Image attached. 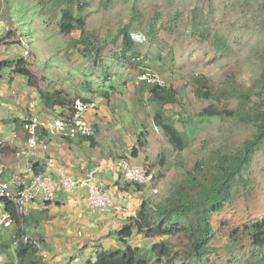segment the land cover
Segmentation results:
<instances>
[{"label":"rangeland","instance_id":"1","mask_svg":"<svg viewBox=\"0 0 264 264\" xmlns=\"http://www.w3.org/2000/svg\"><path fill=\"white\" fill-rule=\"evenodd\" d=\"M67 11L81 19V29L75 23L70 33L61 31ZM127 23L130 62L121 58L118 35ZM137 34L142 40H136ZM218 42L225 48L219 49ZM18 60L33 74L35 87L13 67L1 69L0 117L6 115L4 97L26 91L36 94L40 113H51L37 89L60 92L68 105L77 97L94 100L98 151H109L118 169L123 159L147 165L151 183L140 190L127 186H133L139 204H163L186 182L188 171L197 170L198 179L210 180L219 156L235 153L255 131L249 118L264 110V91L257 85L264 70V0H0V62ZM147 73L157 74L175 91L177 104L161 111L185 137L182 150L168 142L154 120L157 106L149 99L152 86L143 80ZM196 77L207 80L216 99L195 96ZM231 85L238 92L253 93L250 102L228 97ZM209 106L233 115L200 116ZM241 175L243 182L234 187L232 202L210 218L214 239L207 264H257L248 226L264 219V142ZM15 229L4 231L0 239V254L6 259L14 257ZM114 231L102 240L103 248H123ZM24 235L29 236L26 231ZM160 241L167 242L178 258L156 262L150 249ZM187 243L181 233L146 238L135 228L128 239L150 264H190ZM37 249L35 264H86L94 255V250H87L88 256L82 257L75 246Z\"/></svg>","mask_w":264,"mask_h":264},{"label":"trees","instance_id":"2","mask_svg":"<svg viewBox=\"0 0 264 264\" xmlns=\"http://www.w3.org/2000/svg\"><path fill=\"white\" fill-rule=\"evenodd\" d=\"M75 23L81 29L83 24L81 19L74 17L70 11H67L62 16L60 29L64 33H70L74 29ZM130 29L131 23H127L118 32L121 37V58L126 62H130L129 57L126 55L132 45ZM218 47L219 49L225 48L221 42H218ZM5 67H13L16 74L26 77L28 84L35 87L32 82L33 74L25 67L23 60H18L14 64L1 61L0 70ZM193 82L196 86L195 96L197 98L207 100L217 98L216 95L211 93L204 77H196ZM257 83L264 91V70L261 72ZM37 91L41 102L49 109L56 106L65 109L68 105L60 92L47 93L41 89H37ZM149 92V99L157 106L154 115L155 122L159 125L168 142L177 150H182L185 146V137L173 124L164 120L161 111V107L165 105L177 104L178 99L175 91L167 87L152 86ZM252 94L250 91L238 92L232 85L228 89V97L238 96L242 104L250 102ZM80 99L89 101L84 98ZM199 115L203 117H224L232 116L233 113L209 106L201 110ZM249 120L253 122L255 127L253 135L245 140L241 148L235 153L219 156L214 165V174H212L210 180L207 181L204 177L198 179L196 176L197 170L194 172L188 171L186 182L178 187L172 200L157 205H152L148 200H141L135 214L128 217L120 229L114 232L123 248L105 249L100 244L97 246L95 260H88L86 264H150L151 261L145 256V253L140 251V248L131 247L128 244V239L132 236L134 228L146 238L181 233L188 240L185 256L190 264H207L205 258L211 252L210 242L214 239L210 218L212 215L223 211L224 203L232 202L231 196L234 187L243 182L242 171L250 165L254 153L264 142V110L257 112ZM86 139L90 144H93L92 137ZM132 154L135 155V149ZM36 174L38 173L36 172ZM126 185L130 184L127 183ZM135 187L140 190L142 186L135 185ZM7 209L16 224L15 235L24 234L23 225L26 217L19 218L14 215L11 207H7ZM182 220H185V222H182ZM248 228L251 235L250 245H252L250 252L257 255V264L260 262L264 264V219L248 226ZM37 252V247L32 243L20 244L14 250V254L19 259V264L25 262L35 264L32 259ZM150 252L154 255L156 262L178 258V253L173 251L165 241L153 244ZM245 264L250 263L246 262Z\"/></svg>","mask_w":264,"mask_h":264},{"label":"crops","instance_id":"3","mask_svg":"<svg viewBox=\"0 0 264 264\" xmlns=\"http://www.w3.org/2000/svg\"><path fill=\"white\" fill-rule=\"evenodd\" d=\"M29 92L26 91L20 96L4 97L7 101L4 107L7 110L4 112L6 115L0 117V140L3 141L0 155V166L3 169L0 179L13 186L14 176L17 175L19 182L26 184L36 172L56 177L58 168L77 179L86 178L91 174L96 184L111 199L112 204L109 208L104 211L92 208L84 191L60 190L50 203L43 204L39 199L32 203L23 229L28 232V237L41 247L67 249L75 246L80 249L78 255L82 257L88 256L89 250H94L93 258L90 257V260L94 261L97 246L107 238L112 228H115V231L119 230L125 220L135 214L139 200L135 199L133 186H127L122 179L119 169L110 158L109 151L103 153L97 149L99 143L93 122H97L93 116L97 111L85 115L95 130L93 144L86 138L66 140L52 138L49 140L47 152L40 151L36 157L29 160L18 158L16 152L24 143V133L21 129L23 117L29 114L51 117L59 111L55 107L49 110L51 112L49 114L40 113L36 94ZM50 162L55 166L49 167Z\"/></svg>","mask_w":264,"mask_h":264},{"label":"built area","instance_id":"4","mask_svg":"<svg viewBox=\"0 0 264 264\" xmlns=\"http://www.w3.org/2000/svg\"><path fill=\"white\" fill-rule=\"evenodd\" d=\"M135 38L140 41L143 35L137 34ZM23 54L25 56L28 52L25 51ZM143 80L149 86L165 87L163 79L154 73H147ZM96 110L97 103L94 100L74 98L65 109H60L54 116L40 117L35 114L24 116L21 120L24 143L16 152V156L29 160L36 157L40 151L47 152L49 140L52 138L66 140L93 137L94 127L85 115L89 112H96ZM2 148L3 141L0 140V155ZM48 166L54 167L55 165L50 162ZM2 169L0 166V175ZM57 171L56 177L44 173L36 174L26 184H21L15 175L13 186L0 179V239L4 231L16 227L7 207L12 208L15 216L25 218L36 199H39L43 204L50 203L60 190L66 192L84 191L88 204L99 211H104L111 206V199L104 194L91 174L86 178L77 179L67 175L60 168ZM119 172L125 182L142 187L149 185L153 178L147 165L135 164L128 159L121 160ZM31 243L35 244L28 236L20 234L13 236L11 245L15 250L20 244ZM35 246L39 247L37 244ZM0 264H19V259L15 254L11 259H6L0 254Z\"/></svg>","mask_w":264,"mask_h":264},{"label":"clouds","instance_id":"5","mask_svg":"<svg viewBox=\"0 0 264 264\" xmlns=\"http://www.w3.org/2000/svg\"><path fill=\"white\" fill-rule=\"evenodd\" d=\"M72 100H73V99H72ZM67 106H68V105H67ZM56 107H57V106H56ZM54 108H55V107H54ZM54 108H53V109H54ZM97 108H98V105H97ZM59 109H61V108L59 107ZM96 111H97V110H96ZM94 132H95V131H94ZM122 179H123V178H122ZM126 183H127V182H126ZM128 184H129V183H128ZM130 185H132V184H130ZM109 207H110V206H109ZM109 207H108V208H109Z\"/></svg>","mask_w":264,"mask_h":264}]
</instances>
